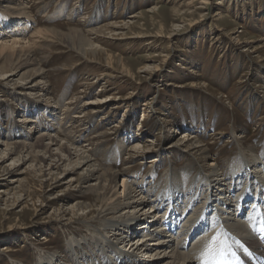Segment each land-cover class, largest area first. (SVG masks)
Instances as JSON below:
<instances>
[{"label": "rangeland", "instance_id": "rangeland-1", "mask_svg": "<svg viewBox=\"0 0 264 264\" xmlns=\"http://www.w3.org/2000/svg\"><path fill=\"white\" fill-rule=\"evenodd\" d=\"M201 1L52 0L47 5V12L35 15V22L28 25L25 37L15 35L19 36L18 39L28 40L35 27L55 26L61 32H67L71 26L89 30L115 21H132L131 16L139 17L132 21L137 23L131 29L123 31L126 35L124 38H94L98 47L119 60L115 61L118 71L104 68V59L100 62L92 61L90 58L80 57L73 48L54 44L55 47L50 52L52 56L43 64V68L49 73V85L41 90L32 86L27 78L22 79L27 71L26 67H21L12 74L0 75V140L5 141L6 138L13 143L26 139L21 134L8 137L15 130L16 120L21 121L24 117H17L13 111L16 104L23 103L20 101L21 91L34 94V99L53 91L50 96L51 105L63 112L66 105L81 96L82 92L90 91L91 88L93 92L86 100L95 101L97 93L102 88H107L108 93H100L99 97H114L120 108L116 114L107 115L103 112L101 118L97 116L83 121L78 129L85 137L80 138L79 146L86 139L89 140L87 144L93 142L89 147L95 151V157L106 166H112L116 172L124 171L123 174L130 182H141L142 187L137 189L148 199L153 193L163 194L172 180L184 183L189 180L191 185L193 178L181 179L172 175L173 163H177L180 169L188 164L183 154L173 151V148H179L175 143H178L183 134L199 136L204 143L210 144L211 155L215 156L220 170L225 174L230 175L233 171L231 168L238 163L243 166L245 162L242 160H246L248 151L254 145L257 153L250 152L249 157L263 155L264 53L263 61L259 62L249 47L264 44V0H207L205 5ZM75 8L78 9L76 13ZM62 11L65 13L61 14ZM0 14L4 15L3 11ZM4 22L2 19L3 26ZM158 33H162L163 38L157 37ZM137 35L143 37L132 39ZM249 42L252 43L248 44ZM120 64L128 68L134 77L123 78L119 72ZM148 66L151 75L145 77L146 74L139 72L141 68ZM93 83L97 85L95 89L92 88ZM149 102L152 105L147 107ZM128 105L132 106L134 115L128 118L129 123H124ZM73 112L75 113L71 111V114ZM71 116L68 121L61 122L62 131L57 129L59 132L56 136L65 137L63 129L70 126ZM117 125L119 127L116 128ZM140 125L142 131L139 132L137 129ZM26 127V132L28 129L31 131V139H26L31 144L38 138L39 130L31 123ZM171 128L173 132L170 131ZM102 133L110 134H105L100 142L99 136ZM139 133L144 138L136 137ZM139 140H142L141 147L147 148L146 151L143 148L140 151L151 156L147 161L156 160L162 165L152 168L135 160L132 166L134 168L125 170L131 145ZM115 150L120 155L117 159H112L115 158ZM170 152L174 155H166ZM153 172H157L158 179L153 177ZM31 174L28 171L23 176L28 182L19 190L22 194L20 197L24 200L20 205L15 204L14 199L8 206L0 201V250L9 248L7 252L0 251V264H49L42 260L52 255L55 257V264H80L76 257H72L74 252L76 254V251L91 249L94 251L90 254L92 257L97 252L100 254L105 248L97 245V242L93 243L94 238L89 235L95 233V229H102L98 218L93 214L95 212H90L89 209L87 212H78L66 225V219H61L56 212L59 199H64L67 205L72 202L90 205L94 200L93 196L87 195L86 189L81 190V194L73 190L58 194L59 190H65L63 186L45 192ZM71 176L77 177L76 174ZM170 192L172 190L169 184L167 193ZM145 208L147 206L144 205L125 210L130 211V216L136 219L148 214ZM152 215L153 213L148 216ZM137 236H131L127 243L119 246L131 253L130 245L135 244L133 240ZM70 238L77 240L75 247L80 244L76 251H71L69 247ZM159 251L161 255L157 256L158 263L167 262L165 249ZM146 252L143 249L137 256L143 259ZM91 259L88 255L85 259L87 261L83 260L84 264L89 261L91 263ZM101 260L105 261L100 258L97 264ZM143 261L149 262L145 259Z\"/></svg>", "mask_w": 264, "mask_h": 264}, {"label": "bare ground", "instance_id": "bare-ground-1", "mask_svg": "<svg viewBox=\"0 0 264 264\" xmlns=\"http://www.w3.org/2000/svg\"><path fill=\"white\" fill-rule=\"evenodd\" d=\"M51 1L52 0H0V11L4 13L0 20L3 19L5 21L4 23H7L2 29V25L0 24V75L5 76L6 74H12L18 71V69H21V67H26L27 71L22 76V79L27 78L32 86L36 87L37 90H41L43 87L47 86L49 74L48 71L43 68V64L52 56L50 52L52 47H55L53 46L54 44H62L65 47L73 48L80 57H87L92 59V61L100 62V60L104 59V68L118 71L119 67H117L115 61L117 60L119 62V60L98 47L94 38L98 40L103 37H108L113 40L116 36L124 38L126 35L123 31L131 29L132 26L137 23L132 21L139 16H131L130 18L132 21H115L100 26L99 28L89 30L71 25H69L71 27L67 32H61L57 30L58 27L55 26H51V28L35 27L28 40L22 38L18 39L17 37L19 36H26L25 32L28 30V25L35 22V15L38 12L45 13L48 11L47 5H49ZM207 3V0L201 1V4L205 5ZM4 4L6 8L3 7ZM77 8H75L74 13L78 11ZM64 13L63 11L61 12V14ZM143 15L144 14H141V16ZM163 36L162 33L157 34L159 38H163ZM142 37L143 36L137 35L133 36L132 39H139ZM251 43L252 42H249L248 44ZM249 50L252 51V54H256L259 62L263 61L262 53H264V44L250 46ZM121 64V71L119 72L122 74L123 78H133L134 74ZM149 69V66L143 67L139 73L146 74L145 77H148L151 75ZM96 86L97 85L93 83L92 88L95 89ZM89 90L90 91L87 90L84 93L82 92L81 96L79 95V97L74 98L66 105L63 112L60 111L57 106L51 105L50 96L53 91L35 97L37 99L32 98V96H35L34 94H29V92L26 94L27 91H25V93L21 91L20 101L23 103L22 105L16 104L14 106L15 108L13 107V111H15L17 117H24H22L23 119L21 121L16 120L15 130L12 131V133H16H9L8 137L21 134L22 137L24 136L26 139H31V131H29V129L27 132L25 131L27 130L26 125L31 123V125L35 124L39 130L38 138L31 144H28L26 139L22 141L16 140L13 141V143L8 142L6 138L5 141L0 140V201L4 202L6 206H8L13 199V202L17 205H20V202L24 201L23 198L20 197L22 194H20L21 191L19 190L28 182L23 178L24 174L28 171L31 172L32 177L36 178L41 184L40 188L44 189L45 192L56 190V188L60 186L65 187V190H59L58 194H62V191L72 190L77 191L75 193L79 192L81 194V190L86 189V194L92 195L94 199L90 205L80 202H72V204L67 205L64 203V199H59V207L56 209L61 219H66L67 222L64 223L65 225L70 223V218L76 216L78 212H87L88 209L90 212H95L93 214L96 215L95 217H97L100 222L102 229H95V233L92 232L89 234L94 238L92 240L93 243L97 242V245H103L105 248L102 249L100 254L97 252L92 257L90 254L94 253V251L91 249L89 251L79 250L77 252L76 249L80 246L79 244L78 247H75L77 240L70 238L68 242L71 251H76V254L74 252L75 256L72 254V257H76L75 259L81 262L80 264L85 263L83 260L87 259L88 255L92 258L91 263L89 261L88 264H97L100 258H103V261H105L102 262L101 260L99 264H104L105 262L107 264H196L195 254L204 250V246L208 241L202 238L200 239V243L191 247L188 251L180 249V245L176 244L173 240L171 228L168 229L166 225L161 224L160 212L155 206L156 202H154V199H148V197H145L144 193H139L140 190L138 191L137 188L142 187L141 182H130V179L123 174L124 171L116 172L112 166H106V164L102 163L101 159V161H99L95 157V151L89 147L93 145V142L87 144L89 140L86 139L83 145L79 146L80 138L85 137V134H81V130L78 129L82 126L81 123L83 121L90 118L94 119L97 116L101 118L103 112H106L107 115L116 114L120 108L118 101H116V103L115 99H113L114 97L111 98L109 95L99 97L100 93H108L109 89L102 88L100 93H97L94 99L95 101L86 100L87 96L93 92L91 88ZM149 105H152V103L149 102L146 106L149 107ZM71 111H75V113H72L73 117L71 116ZM124 115L126 117L123 120L124 123H129L128 118L134 115L132 106L128 105ZM143 115L146 117L145 114ZM70 116L72 117L71 122L69 121L70 126L63 129L65 137L62 138L61 135L56 136L57 132H59L58 130L61 129L62 131L61 122L63 120L68 121V117ZM143 122L144 120L142 123ZM121 123L122 121L120 124ZM63 126L65 127V125ZM117 127H119V125H117L116 128ZM141 129L142 125H140L137 130L140 132L142 131ZM33 131L36 130L34 129ZM55 131L56 133H54ZM170 131L173 132V129L171 128ZM105 134L110 133H102L101 136H99L100 142ZM137 135L136 137L144 138L142 136L143 134L139 133ZM183 135L184 136L177 141L178 143H175L179 148L175 147L173 151L180 155L183 154L188 164L181 169L177 167V163H173L171 166L174 167L172 175L181 179L193 178L190 186L189 180L184 183L188 185L189 192L196 189V184L198 185L197 188L203 185L207 192H211L214 190L212 181L214 182L215 179L221 178L224 184V179H227L230 175H234L235 178L239 177V170H241L240 163H238L239 166L237 165L231 168V171H233L230 175L225 174L220 170V165L217 163V160H215V156L211 155L212 147L210 144L204 143L199 136L190 137L185 134ZM141 141L142 140L136 141L131 145L132 147L127 160L128 164L125 170H132L135 160L152 168L162 165L161 162L159 165V162L156 160L147 161L151 156H146L140 151V149L143 148L141 147ZM143 149L145 151L147 150L145 147ZM250 152H253V154L257 153L255 145L251 151H248V156L245 158L246 160L243 159L242 161L245 162L244 166L247 163H249L250 166L252 165L251 167L254 166L256 170L254 172L258 173L257 167L261 161H263L264 153L261 156L258 155L259 158L256 155L249 157ZM113 154L115 158L112 159H117L120 155L119 151L116 150ZM169 154L174 155L173 153L171 154V152L166 153V155ZM74 174H76L77 177L71 176ZM152 174L154 178H157V172H153ZM93 181L96 183L93 184ZM172 182L169 183L172 192L177 189L181 191L183 182H179V180H172ZM168 185L166 190H168ZM144 188L145 186H143L142 190H144ZM224 191L225 194H227L225 187ZM211 194L213 195L212 192ZM243 196V193H239L235 196V199L232 201L234 203L231 205L232 209L236 210V205L238 206L239 202L244 199ZM159 199H162V197ZM144 205L147 206V209H145L148 214L140 218L137 217L133 219V217L130 216V211L125 210L142 207ZM151 213H153L154 218L153 215L151 217L148 216ZM220 219L221 223L225 224L229 231H232L239 238L254 243L256 247L261 246L258 241L254 242L252 238H250L251 235L248 232L249 227H247L246 222L238 219L231 211L221 216ZM136 234L138 236L133 240L135 244H131L129 249V251L132 252L128 253L122 250L119 244L127 243L131 236ZM118 236H120L119 239L117 238ZM217 245H219V243H217ZM261 248H263V246H261ZM143 249L147 251L143 259L149 262H144L141 257L136 258L137 260L132 258L138 257L137 254ZM160 249H165L164 256L167 257V262L165 263H158L159 260L157 256L161 255ZM8 250L9 248L4 247L1 248L0 251L7 252ZM52 256L42 261L55 264V257ZM126 256L132 258V261H127L125 258ZM117 261H119V263Z\"/></svg>", "mask_w": 264, "mask_h": 264}, {"label": "snow or ice", "instance_id": "snow-or-ice-1", "mask_svg": "<svg viewBox=\"0 0 264 264\" xmlns=\"http://www.w3.org/2000/svg\"><path fill=\"white\" fill-rule=\"evenodd\" d=\"M219 242V236H214L204 246L202 252V264H232L230 257H234L235 253L228 251L227 246L217 250L216 245Z\"/></svg>", "mask_w": 264, "mask_h": 264}]
</instances>
